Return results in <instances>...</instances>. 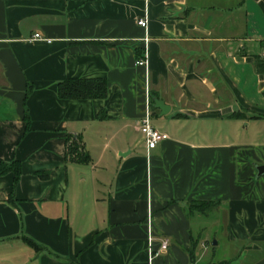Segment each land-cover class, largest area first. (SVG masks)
I'll return each mask as SVG.
<instances>
[{"label":"crops","instance_id":"obj_1","mask_svg":"<svg viewBox=\"0 0 264 264\" xmlns=\"http://www.w3.org/2000/svg\"><path fill=\"white\" fill-rule=\"evenodd\" d=\"M263 48L264 0H0V161L22 164L14 204L0 176V264H220L203 219L225 226L226 264H264ZM69 78L105 79L107 99L60 100ZM147 112L168 136L151 150Z\"/></svg>","mask_w":264,"mask_h":264},{"label":"trees","instance_id":"obj_2","mask_svg":"<svg viewBox=\"0 0 264 264\" xmlns=\"http://www.w3.org/2000/svg\"><path fill=\"white\" fill-rule=\"evenodd\" d=\"M257 70L264 72V66L257 64ZM31 90L26 93V99L29 97ZM109 94L108 82L105 79H87V78H69L58 83L57 96L60 100H105ZM102 116L99 115V118ZM235 119H243L245 114L240 113L233 116ZM25 121L27 123V131L29 130L30 118L28 110L25 112ZM66 156L67 160H72L80 164L90 162V156L84 148L82 140L78 137H66ZM13 175V192L11 194V204H14V191L22 176V164L17 160L11 162L0 161V176ZM48 174H40L43 179L48 178ZM220 202H203L190 201L187 203V216L194 214L207 215L211 209L218 207ZM27 243L36 251L44 248L37 245L33 240L26 238ZM195 243L188 250L191 261L194 260Z\"/></svg>","mask_w":264,"mask_h":264},{"label":"built area","instance_id":"obj_3","mask_svg":"<svg viewBox=\"0 0 264 264\" xmlns=\"http://www.w3.org/2000/svg\"><path fill=\"white\" fill-rule=\"evenodd\" d=\"M137 24L139 27L146 30L148 26V18L146 14L143 17H140L138 19ZM33 40L49 42V40L42 38L40 34H36L33 37ZM148 43H149V37L146 34L143 39L144 48H143L142 56L138 58L136 62V65L139 67H146V68L148 67V64H149ZM262 57L264 58V48L262 52ZM139 128H140L141 133L144 136L148 150L154 149L160 142L168 139V136L166 134L158 131L152 126L151 116L149 112H147V115L139 122ZM167 248H168V241L165 240L162 242L160 249L161 251H166ZM155 255L157 254L155 253Z\"/></svg>","mask_w":264,"mask_h":264},{"label":"rangeland","instance_id":"obj_4","mask_svg":"<svg viewBox=\"0 0 264 264\" xmlns=\"http://www.w3.org/2000/svg\"><path fill=\"white\" fill-rule=\"evenodd\" d=\"M221 215L219 211L218 216ZM203 224H205V234L204 237L208 240L207 242V249H203L202 253L205 255L213 254L212 256L215 258L214 263L226 264L231 259V255L234 253V248L231 244L228 243L227 239L225 238V226L222 225H214L209 224L208 220L203 219ZM214 242L217 245H214ZM202 254V255H203ZM207 258V257H206ZM207 260V259H206ZM230 264V263H229Z\"/></svg>","mask_w":264,"mask_h":264},{"label":"water","instance_id":"obj_5","mask_svg":"<svg viewBox=\"0 0 264 264\" xmlns=\"http://www.w3.org/2000/svg\"><path fill=\"white\" fill-rule=\"evenodd\" d=\"M154 108L159 109L161 111V115H167L170 112V107L167 106L162 100L159 99H154ZM258 170V177H260L261 175L264 174V167L263 166H259L257 167ZM214 245H217L216 242H214Z\"/></svg>","mask_w":264,"mask_h":264}]
</instances>
